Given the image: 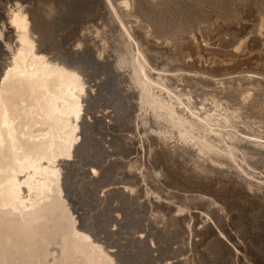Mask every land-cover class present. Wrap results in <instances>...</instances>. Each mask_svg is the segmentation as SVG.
I'll list each match as a JSON object with an SVG mask.
<instances>
[{"label": "bare ground", "instance_id": "bare-ground-1", "mask_svg": "<svg viewBox=\"0 0 264 264\" xmlns=\"http://www.w3.org/2000/svg\"><path fill=\"white\" fill-rule=\"evenodd\" d=\"M0 264H264V0H0Z\"/></svg>", "mask_w": 264, "mask_h": 264}, {"label": "rangeland", "instance_id": "rangeland-1", "mask_svg": "<svg viewBox=\"0 0 264 264\" xmlns=\"http://www.w3.org/2000/svg\"><path fill=\"white\" fill-rule=\"evenodd\" d=\"M99 137V136H98ZM100 138V137H99ZM156 254V253H155Z\"/></svg>", "mask_w": 264, "mask_h": 264}, {"label": "snow or ice", "instance_id": "snow-or-ice-1", "mask_svg": "<svg viewBox=\"0 0 264 264\" xmlns=\"http://www.w3.org/2000/svg\"><path fill=\"white\" fill-rule=\"evenodd\" d=\"M94 170V169H93Z\"/></svg>", "mask_w": 264, "mask_h": 264}]
</instances>
